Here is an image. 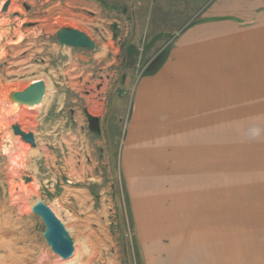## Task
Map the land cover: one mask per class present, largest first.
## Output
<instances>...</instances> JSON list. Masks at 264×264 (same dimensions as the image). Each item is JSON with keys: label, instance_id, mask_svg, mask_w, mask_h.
Segmentation results:
<instances>
[{"label": "rangeland", "instance_id": "obj_1", "mask_svg": "<svg viewBox=\"0 0 264 264\" xmlns=\"http://www.w3.org/2000/svg\"><path fill=\"white\" fill-rule=\"evenodd\" d=\"M5 1L0 255L22 241L36 249L30 259L44 264H264V182L251 194L232 189L236 182L224 178V165L217 185L187 192L185 181L173 184L155 166L150 178L122 159L136 82L164 57L150 60L151 52L217 0H9L3 11ZM245 2L247 16L264 14V0ZM61 6L68 14L54 12ZM61 27L83 31L95 48L61 45ZM18 35L23 41L13 47ZM38 79L46 84L40 103L8 102L9 92ZM12 124L32 132L35 145L13 135ZM36 200L65 223L74 245L69 259L46 245L44 225L30 210Z\"/></svg>", "mask_w": 264, "mask_h": 264}, {"label": "crops", "instance_id": "obj_2", "mask_svg": "<svg viewBox=\"0 0 264 264\" xmlns=\"http://www.w3.org/2000/svg\"><path fill=\"white\" fill-rule=\"evenodd\" d=\"M245 1L212 2L158 42L150 60L161 52L163 59L134 88L123 162L142 166L150 178L155 166L173 184L185 181L183 191L214 187L224 165V178L236 182L232 189L251 194L250 187L264 182V14L247 16ZM140 28L138 22L137 36ZM19 243L15 251L3 250L0 263L44 264L30 259L32 244Z\"/></svg>", "mask_w": 264, "mask_h": 264}, {"label": "water", "instance_id": "obj_3", "mask_svg": "<svg viewBox=\"0 0 264 264\" xmlns=\"http://www.w3.org/2000/svg\"><path fill=\"white\" fill-rule=\"evenodd\" d=\"M9 3V0L4 2L2 6L3 11L7 9ZM56 38L64 46L86 48L88 50L95 48L94 41L86 33L76 28L61 27L56 31ZM45 90V81L38 79L22 90L9 92L7 100L9 103H15L17 105L33 106L41 102ZM10 128L13 135H19L21 140L29 143L31 147L35 145V138L32 132L22 131L17 124H12ZM28 181L29 178H24V182ZM30 210L40 218L44 225L42 237L50 251L61 260H67L72 257L74 251L72 238L64 224L51 208L42 200H36L31 204Z\"/></svg>", "mask_w": 264, "mask_h": 264}, {"label": "bare ground", "instance_id": "obj_4", "mask_svg": "<svg viewBox=\"0 0 264 264\" xmlns=\"http://www.w3.org/2000/svg\"><path fill=\"white\" fill-rule=\"evenodd\" d=\"M20 38H21V36L20 35H18L17 36V38L14 40V41H12L11 43H18L19 41H20ZM2 54V52H0V55ZM222 89V88H221ZM44 99H45V97H44ZM14 106H16V105H13V108L14 109H16ZM26 210L27 209H29V206H27L26 208H25ZM52 210V209H51ZM53 211V210H52ZM55 215H57V214H55ZM58 216V215H57ZM65 224V223H64ZM65 226V225H64ZM65 228H66V226H65ZM67 229V228H66ZM76 250V249H75ZM76 253V252H75Z\"/></svg>", "mask_w": 264, "mask_h": 264}]
</instances>
